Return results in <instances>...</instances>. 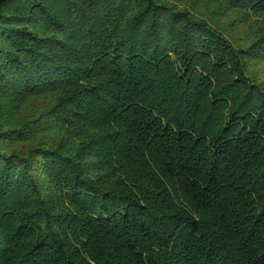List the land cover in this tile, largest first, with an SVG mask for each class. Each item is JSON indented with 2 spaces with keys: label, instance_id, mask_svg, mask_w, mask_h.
I'll return each mask as SVG.
<instances>
[{
  "label": "trees",
  "instance_id": "16d2710c",
  "mask_svg": "<svg viewBox=\"0 0 264 264\" xmlns=\"http://www.w3.org/2000/svg\"><path fill=\"white\" fill-rule=\"evenodd\" d=\"M0 264H264V0H0Z\"/></svg>",
  "mask_w": 264,
  "mask_h": 264
},
{
  "label": "rangeland",
  "instance_id": "374dc122",
  "mask_svg": "<svg viewBox=\"0 0 264 264\" xmlns=\"http://www.w3.org/2000/svg\"><path fill=\"white\" fill-rule=\"evenodd\" d=\"M225 20H228V19H224V20H222V22H223V25H226L228 22L227 21H225Z\"/></svg>",
  "mask_w": 264,
  "mask_h": 264
}]
</instances>
